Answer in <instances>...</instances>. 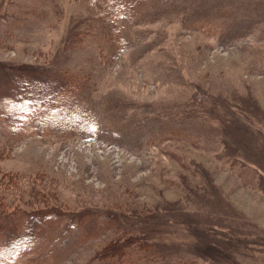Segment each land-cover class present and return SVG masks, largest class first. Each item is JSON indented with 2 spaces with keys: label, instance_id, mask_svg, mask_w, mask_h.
Listing matches in <instances>:
<instances>
[{
  "label": "rangeland",
  "instance_id": "rangeland-1",
  "mask_svg": "<svg viewBox=\"0 0 264 264\" xmlns=\"http://www.w3.org/2000/svg\"><path fill=\"white\" fill-rule=\"evenodd\" d=\"M0 253L264 264V0H0Z\"/></svg>",
  "mask_w": 264,
  "mask_h": 264
},
{
  "label": "trees",
  "instance_id": "trees-1",
  "mask_svg": "<svg viewBox=\"0 0 264 264\" xmlns=\"http://www.w3.org/2000/svg\"><path fill=\"white\" fill-rule=\"evenodd\" d=\"M59 211H61V210H59ZM38 212H40V213H38ZM30 214L33 216V220L40 219L41 217H39V216H42V218H44V221H48V219L52 218L53 216H57L59 213H58V211H56V209H51L47 206L46 207L44 206V208L38 207L37 209H33V211H31ZM42 224L43 223H41L39 225H42Z\"/></svg>",
  "mask_w": 264,
  "mask_h": 264
},
{
  "label": "snow or ice",
  "instance_id": "snow-or-ice-1",
  "mask_svg": "<svg viewBox=\"0 0 264 264\" xmlns=\"http://www.w3.org/2000/svg\"><path fill=\"white\" fill-rule=\"evenodd\" d=\"M0 257H2V253H0Z\"/></svg>",
  "mask_w": 264,
  "mask_h": 264
}]
</instances>
